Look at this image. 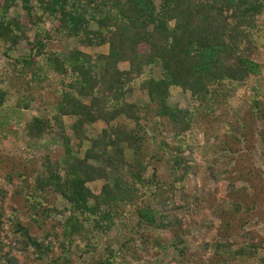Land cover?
<instances>
[{
	"label": "trees",
	"instance_id": "trees-1",
	"mask_svg": "<svg viewBox=\"0 0 264 264\" xmlns=\"http://www.w3.org/2000/svg\"><path fill=\"white\" fill-rule=\"evenodd\" d=\"M157 1L0 0V56L12 82L19 81L27 91L52 80L58 98L51 114L30 117L24 136L35 140L42 134L55 135L63 151L61 159L43 156L42 169L24 198L32 202L29 220L40 231L38 235L30 234L18 216L4 209V191L10 190H0V264H17L10 254L18 247L27 252L29 264H71L72 247L81 248L83 240L89 242L118 227L124 242L116 250L104 251L106 256L92 264H121V248L130 243L125 230L135 227L155 234L172 229L167 215L148 204V195L163 199V192L174 190L177 182L164 184L155 176L153 165L137 159L144 140L139 133V108L126 102L135 87L145 91L141 108L152 112L159 123L179 127L173 132H180L176 137L181 147L171 149L160 141L156 149L173 173L190 165L181 155L192 147L197 111L204 115L207 107L225 105L231 92L247 81L248 96L232 115L241 130L253 129L258 134L257 143L264 148V79L258 78L263 67L246 56L249 48L264 43L258 23L264 20V0ZM17 4L21 15L10 17L9 11ZM67 39L106 50L86 53L53 48V42ZM20 42L25 54L17 53ZM118 63H127V70H119ZM152 69L157 70L156 76ZM15 91V85L0 89V108ZM185 92L198 103L195 111L169 104V98ZM32 97L30 92H21L14 106L26 110ZM64 117L71 120L70 134L53 133ZM118 118L130 125H112ZM96 122L102 128L89 136L85 130ZM231 137L228 141H238ZM84 141L88 147L79 156ZM121 145L132 152L131 159L125 157ZM149 169L152 172L147 175ZM11 179L6 175L2 181L9 187ZM95 182L101 183L97 192L88 187ZM16 189L11 191L16 193ZM57 200L63 203L61 210L55 206ZM55 214L61 216L60 222L50 220ZM47 220L48 228L40 230ZM181 242L166 246L174 251ZM182 249L175 252L182 256ZM259 249L264 250V240L239 246L234 253L248 258ZM260 263L264 264V258Z\"/></svg>",
	"mask_w": 264,
	"mask_h": 264
},
{
	"label": "rangeland",
	"instance_id": "rangeland-1",
	"mask_svg": "<svg viewBox=\"0 0 264 264\" xmlns=\"http://www.w3.org/2000/svg\"><path fill=\"white\" fill-rule=\"evenodd\" d=\"M17 15H21L18 4L9 11L10 17ZM258 23L262 31L261 39L264 41V20ZM49 26L50 23L46 24L47 28ZM26 35L30 36L31 32H27ZM80 39L55 41L52 46L57 51L77 49L86 53L92 51L104 53L106 50L105 46L89 49ZM16 49L19 54L26 53L23 42H20ZM246 56L260 68L263 67L258 78L264 79V43L260 48H249ZM117 67L119 70L128 68L127 63H118ZM152 71V75L156 76L157 70L152 69ZM50 81L52 83V80ZM51 83L45 81L40 89H38L39 85H34L35 87L33 86L32 89L30 87L26 91L25 88H21L22 84H19V81L12 82V77L5 67V59L0 56V89L10 90L14 85L17 89L5 99L4 107L0 108V190L4 191L6 188L10 190L4 191L6 193L4 209L18 216L22 224L29 227L32 235H38L40 231L30 223L29 212L32 211L30 209L32 202L24 198L33 187V185L30 187L32 179L42 169L40 165L43 156L47 155L51 160L61 159L63 151L60 140L55 135L42 134L38 139H27L24 136V124L32 116L52 113L58 98ZM249 84L250 81H247L236 87L226 99L225 105L215 106L214 109L207 107L204 115L200 114L201 111H197L191 129L192 147L184 150L181 155L182 160L188 159L190 165L185 170H179L178 173L168 169L166 161L156 149L160 141H164L171 149L181 147L176 137L180 132H173L179 130V127L159 123L152 112L141 108L146 102L145 91L140 86L135 87L126 102L139 108L138 123L140 127L142 126L139 133L143 134L144 140L137 159L141 164L149 162L153 165L155 176L164 184L173 181L177 184L174 190L163 192V199L155 200V197L152 199L150 195L147 196L149 206L156 207L167 215L172 222V229L167 228L153 234L147 229L137 230L132 227L133 224L131 229L124 232L130 243L121 248V264H261L264 250L259 249L255 255L248 258L236 256L234 253L239 246L264 240V148L257 143L258 134L253 129L241 130L232 115L234 110L239 109L240 102L248 96L245 87ZM21 92H30L33 96L26 110L14 106ZM168 102L177 108L193 111L199 106L190 98L188 92L176 93L168 99ZM117 122L120 125L126 123L122 118H118L111 124ZM70 123L69 118H61L60 123L55 126L57 130L53 133L62 131L69 135ZM127 124L128 127L130 124ZM100 128L102 123L96 122L88 126L85 131L92 136L93 132L97 134ZM232 135L236 136L238 141H228ZM87 147L88 141L81 143L79 156H82ZM121 149L127 159L132 158L130 150L123 145ZM153 155L160 159L155 161L150 157ZM149 166L147 168H150ZM151 172L149 169L147 175ZM6 175L12 176V184L9 187L2 181ZM100 184L95 182L88 187L93 192H97ZM15 188H17L16 193L11 191ZM141 198L145 197L141 196ZM47 201L50 203L51 199ZM55 203V206L61 210L63 203L60 200ZM176 204L180 205V208L184 207V210L187 209L188 213L182 209L177 210ZM61 219L58 214L50 218L58 222ZM176 222L178 224L173 225ZM49 224L50 221L47 220L44 226H39V229H47ZM118 231L119 227L105 236L98 234V237L90 239L89 242L80 241L83 250L82 247L76 246L69 252L71 264H92L94 260L104 258L106 256L104 251L107 249L116 250L124 242L123 236L119 235ZM177 240L182 241L181 245L176 247V249L183 248L182 256L175 252L176 249L173 251L172 247L166 246L169 243H176ZM87 244L89 245L86 246ZM158 245L163 246V249H157ZM88 248L89 253H83ZM10 255L15 258L17 264H29L26 260L27 252L20 251L19 247ZM31 264L47 263L35 261Z\"/></svg>",
	"mask_w": 264,
	"mask_h": 264
}]
</instances>
